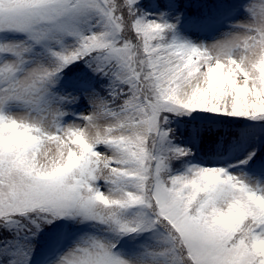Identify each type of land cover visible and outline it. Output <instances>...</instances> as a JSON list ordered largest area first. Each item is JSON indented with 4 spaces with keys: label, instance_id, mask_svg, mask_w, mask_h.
Wrapping results in <instances>:
<instances>
[{
    "label": "snow or ice",
    "instance_id": "snow-or-ice-1",
    "mask_svg": "<svg viewBox=\"0 0 264 264\" xmlns=\"http://www.w3.org/2000/svg\"><path fill=\"white\" fill-rule=\"evenodd\" d=\"M0 264H264V0H0Z\"/></svg>",
    "mask_w": 264,
    "mask_h": 264
}]
</instances>
